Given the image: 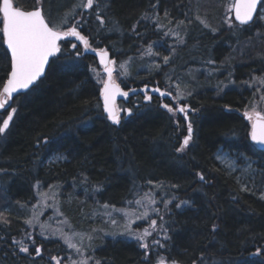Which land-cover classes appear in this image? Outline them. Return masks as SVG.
<instances>
[{
  "label": "trees",
  "instance_id": "16d2710c",
  "mask_svg": "<svg viewBox=\"0 0 264 264\" xmlns=\"http://www.w3.org/2000/svg\"><path fill=\"white\" fill-rule=\"evenodd\" d=\"M82 2L86 0H41L40 5L52 23L67 15L62 30L79 20L78 30L91 48L108 50L115 64L129 61L127 75H121V69L116 73L128 92L118 101L121 123L114 125L103 112V74L95 56L79 41L61 40V51L36 85L9 101L17 112L0 137V169L6 170L0 173V213L9 221L0 223V264H55L52 256L68 262L69 251L61 240L41 236L37 227L25 223L27 208L36 200L35 185L58 186L67 224L91 231L104 224L95 212L100 204L122 207L135 186L147 190L151 184L160 185L156 198L172 200L167 210L157 204L170 238L165 240L161 231L148 238L149 243L159 239L165 247L153 246L146 261L135 239L100 233L86 248L87 257L100 264H156L158 256L165 257L166 264H264V254L253 255L257 248L264 252V199L241 192L235 175L215 157L220 148L244 155L261 170L256 180L262 182L264 151L251 142L250 122L243 115L255 99L253 77L264 76L262 21L246 26L234 22L227 10L232 0H99V8L93 9L78 7ZM15 3L25 10L38 6L35 0ZM97 12L103 25L96 20ZM145 13L148 19L141 18ZM197 16L218 31L205 28ZM174 33L185 42L178 43ZM149 44L160 55H142ZM172 48L175 53L165 65L163 57ZM9 70L10 57L0 41V88ZM189 77L195 81L184 85ZM177 84L182 90L190 88L180 91L185 98L179 103L195 109L188 114L193 135L183 152L176 149L187 135V121L160 106L175 102L149 92L152 100L147 101L141 91L152 85L177 94L172 91ZM124 109H131L132 115ZM8 111L7 105L0 110L3 118ZM56 154L65 160L52 162ZM197 173H203L205 181ZM180 201L187 203L176 208ZM150 219L162 223L156 214ZM141 223L148 226V221ZM26 233L42 247L41 256H35ZM13 238L23 240L31 254L20 252Z\"/></svg>",
  "mask_w": 264,
  "mask_h": 264
},
{
  "label": "snow or ice",
  "instance_id": "6c2138e0",
  "mask_svg": "<svg viewBox=\"0 0 264 264\" xmlns=\"http://www.w3.org/2000/svg\"><path fill=\"white\" fill-rule=\"evenodd\" d=\"M35 4L40 5L41 0H35ZM77 6L85 9H93L94 6L99 8L100 4L99 0H86V2H82ZM258 6L261 9L260 11H258ZM151 7L155 8L156 5H151ZM227 10L230 13H234L235 21H237L241 26L256 24L258 21H264V0H232V3L228 6ZM82 15L83 14H81V16ZM167 16L168 13L165 12V17ZM141 18L148 19L149 17L148 14L145 13ZM197 19L200 20V23L203 24L205 28H209L212 32L218 31V29L211 28V26L205 20L200 19L199 16H197ZM96 20H98L101 25L104 24V18L99 14V12L96 13ZM189 23H191V21H189ZM65 24H68L67 15H65V17L58 23H52L50 19L45 17L42 8L39 6L34 7L32 10H25L18 6L15 3V0H0V25H2L0 26V41L6 45V51L10 54V70L7 73V79L3 82L2 88H0V110L5 109L7 105L10 108V111L7 112L6 118H3L2 114H0V120H2V122H0V137H3L7 130H9L10 123L13 121L14 114L17 112V108L12 107L9 103V101L13 99V94L19 93L23 90H28L32 86L36 85V82L44 75L45 67L49 63V58L55 56L61 51L59 42L67 37H75L76 40L83 44L85 51L91 49V51L96 52L97 55H99L100 61L104 65V70L108 75V79L106 81H102L103 88L101 89V96L103 97V109L104 112L107 113V119L114 125H119L121 123V117L119 114L121 110L116 106V96L119 94L123 97H127L128 92L122 91L119 84L115 83L113 80V68L110 65H113L116 62L114 60H108V52L106 49L97 50L91 48L88 38L83 35L80 30H78V26L80 25L79 20L69 25L67 29L62 30ZM178 24L183 25L184 21H179ZM156 26L158 28L163 27L159 23H157ZM229 27H233L231 21H229ZM133 29H135V25L133 26ZM168 34L169 33L167 32L164 33V35ZM174 35H176L178 43L183 44L185 42L178 33H174ZM71 47L75 49L77 48V45L73 43ZM174 53L175 48H172L170 55L163 57V63L165 65L170 62L171 55ZM79 54L80 53L77 52V55ZM142 55L157 56L160 54L158 52H154L153 45L149 44L146 52L142 53ZM128 63L129 61H125L119 65V67L124 70L121 75L128 74L126 67ZM208 63L211 64L214 63V61L209 60ZM156 67L159 69L160 65H156ZM170 79L171 78L169 77V80ZM253 82L264 86V77H253ZM147 88L148 86L145 85V88L141 89V91H145V100L151 101L152 96L147 93ZM176 88L177 94L175 96H173L171 91L161 90L159 87H154L151 91L153 93H158L161 98L171 97L172 100L177 101L175 105L162 102L160 106L166 109L173 117H176L177 114H181L183 119L187 121V135L184 137L180 146L176 149L177 152H183L189 146V142L191 141L193 135V125L189 120L188 114L189 111H195V109H190L188 105H180L178 103L185 97L180 92L179 84L176 85ZM131 91L135 92L136 90L132 89ZM257 91H260V89H257ZM188 95H191V93L189 92ZM260 99L264 100V95H262ZM124 112L128 116L132 115L131 109H124ZM244 116L251 124L250 139L253 142V145L259 146L261 151H264V115L254 109L252 113L245 111ZM43 143L47 145L48 140L45 138ZM56 158L63 159L64 157L57 156ZM217 159L222 158L218 156ZM228 167L231 171H235L236 163L233 162L229 164ZM244 171H251V163L246 165ZM5 172V169H0V173ZM197 176L200 181H205L203 173H197ZM148 183L151 184L152 181H148ZM237 183H240L239 178H237ZM159 186L160 185H157V187ZM172 187L178 186L172 185ZM240 191L251 192L252 190L247 187V185H244L240 188ZM38 195L43 199L48 194L40 192ZM173 199H175V197H173ZM261 199H264V193H261ZM145 201L147 202L146 204L144 203ZM17 203H19V201ZM128 203H135L138 206L144 207L145 211L137 214L124 208L118 209L115 205H109L107 203L103 204L101 207L106 210L104 214L108 216H111V211H107L109 209L124 214L127 218V222L124 225V231L121 232L120 235L128 234L136 239L139 242L140 248L144 249V259L147 261L149 259V252L153 246H159L160 248L165 247L159 239L153 238L151 243L148 242V238L152 237L153 232L161 231L163 232L165 240L170 238L167 235V229L164 228L163 225L164 217L160 214L161 210L159 208H152L151 211L156 213L162 223L158 225L156 219H150L147 208L156 204L157 200L154 198V195H151L148 192H146L139 199H136L135 201H128ZM163 203L165 209L167 210L168 205L172 203V200H164ZM186 203L187 201H180L175 204V207L180 208ZM25 206L26 205H21V207ZM57 212L62 215V213H59L58 209ZM38 216L39 214L34 213L32 218L25 220V223L29 226H33V220L38 221ZM139 220L148 221V227L137 232L132 229V224ZM0 223L5 225L9 223L8 219L2 213H0ZM111 223L116 224V220L112 219ZM40 227V235L44 236L45 231L49 226L47 224H41ZM216 228L217 225L213 224L212 230L215 231ZM58 231L60 238L63 240L67 248L73 249L78 253L82 251V247L78 246V243H74L73 238L78 237L81 243L85 237L89 241L92 239L90 234L72 233L69 235L62 229ZM56 235L57 231H53L52 236ZM26 236L27 239L31 240L32 245H34L33 252L35 256H41L42 247L36 246V241L33 239L31 233H26ZM13 243L19 246L20 252L31 254L29 252V246L26 245L23 240H16L13 238ZM262 254H264V252H262L260 248H257L256 252L253 253V255L256 256H260ZM50 259L55 261V264H61L63 258L52 256ZM69 259L71 258L69 257ZM201 259H203V257H201ZM89 260H94V264H100V261L95 260L92 256L80 261H72V264H88ZM156 264H166L165 257L158 256ZM171 264H177V262L173 260L171 261ZM193 264H195V261Z\"/></svg>",
  "mask_w": 264,
  "mask_h": 264
},
{
  "label": "rangeland",
  "instance_id": "374dc122",
  "mask_svg": "<svg viewBox=\"0 0 264 264\" xmlns=\"http://www.w3.org/2000/svg\"><path fill=\"white\" fill-rule=\"evenodd\" d=\"M260 10L261 9H259V11ZM262 23L264 25V21H262ZM120 64H113L112 65V67L114 69L112 77H113V80L117 83L119 82V77H121L120 75L116 74L119 71V69H121L119 67ZM128 66H129V63L127 64L126 67H128ZM120 71L122 73L124 70L121 69ZM95 76H96V74H95ZM259 77H264V76H259ZM102 81H104V76L102 77V80H100V82L103 83ZM194 81H195L194 77H189L188 79L187 78L183 79L184 85L186 83L187 84L193 83ZM252 86L254 87V89L256 91V92H254L255 99H253L251 106L246 111H249L252 113L253 110L255 109V111H258V112H261L262 114H264V100L260 99V97L262 95H264V86H261L259 83H256V82H253ZM189 89L190 88H188V87L183 88V90H189ZM257 89H260V91H257ZM175 90L177 91L176 85H174V87H172V91H175ZM183 90L180 87V91H183ZM175 94L176 93H174L173 96ZM174 102H175V104L177 103V101H174ZM57 156L64 157V155H62V154H56V155L52 156L50 158V160L52 162H58V161L65 160V157L63 159H57L56 158ZM218 156H220L222 159H217ZM215 157L221 165H223L230 173H233L235 175L236 180H237V178H239L241 187L244 185H247V187H249L252 190L251 192L257 194V196L261 198V193H264V170H263V174H262V182L258 183V181L256 180V176L259 175L258 173H260L261 170L255 165L254 161L250 160L249 158L245 157L242 154L231 153V152H228V151L221 149V148L216 151ZM233 162L236 163V170L235 171H231L228 167V165L233 163ZM248 163H251V171L245 172L244 168L246 167V165ZM150 187L151 188H149L147 190L146 189L143 190L142 188L140 189L138 186H135L132 189L131 199L128 201H135L136 199H139L141 196H143L146 192H148L151 195H154V198L157 200V203L154 205H151L147 208V210L149 211L150 217H152L156 213L152 212L151 209L152 208H158L157 204L162 205L164 203H163V199L161 200V198H163V196H161L160 198L155 197V192H156L155 189H156L157 185L151 184ZM35 189H36V200L31 206H29L27 208V211H28V218L27 219L32 218L34 213L39 214L38 221L33 220V226H30V227H37L39 233L41 232L40 225L41 224H47L49 227L45 231V235H49L51 237L57 238L63 242V240L60 238L59 231H58L60 229H62L65 233H68L69 235H71L72 233L90 234L92 236V239L96 238L100 233H103V235H106V236L113 237V236L120 235V233L124 231V225L127 222V218L124 216V214L121 212H117V211H113V210L109 209L107 211H111V216L105 215L104 213L106 210L101 207L103 204L99 205L98 211L95 210V212L98 213L97 215H99L103 218L104 224L100 228H98L97 230L94 229L91 231L76 230V229L72 228L69 224H67V222H68L67 218L64 217L63 214L61 215V214H58V212H57V209H58L59 213H61V209L59 206V200H58V197H59L58 186H51V187L42 188L40 186L35 185ZM40 192L47 193L48 195L42 199L41 196L38 195V193H40ZM128 201H126L122 207H116V208H118V209L124 208V209H127L129 211L135 212L137 214L145 211L144 207L138 206L135 203L129 204ZM144 203L146 204L147 202L145 201ZM40 213H42V214H40ZM112 219L116 220V224L111 223ZM143 221H145V220H139V221H136L135 223H133L132 229L139 232V231H142L144 228L148 227V226H145L144 224L141 223ZM107 227L109 228L110 233H108V230H105ZM53 231H57L56 236H52ZM120 236H123V237L128 238V239H134L132 236H130L128 234L120 235ZM92 239L89 241L85 237V239L81 243L79 241L78 237H74L73 242L78 243V246L82 247V251L78 253L75 250L68 248V251H69L68 262H66L64 264H72V261H80L82 259H86L87 258L86 248H88V246L90 245L89 243H92ZM69 257L71 259H69ZM61 264H62V262H61Z\"/></svg>",
  "mask_w": 264,
  "mask_h": 264
},
{
  "label": "water",
  "instance_id": "95a60500",
  "mask_svg": "<svg viewBox=\"0 0 264 264\" xmlns=\"http://www.w3.org/2000/svg\"><path fill=\"white\" fill-rule=\"evenodd\" d=\"M39 7H41V5H38ZM258 9H259V6H258ZM29 10H32V9H29ZM231 16H232V19L235 21V17H234V13H231ZM237 24H239L237 21H235ZM243 26H246V25H243ZM71 38H73L74 40H76V38L75 37H71ZM5 45V44H4ZM5 47H6V45H5ZM97 50H99V49H97ZM88 52H90V53H92L94 56H95V58H96V60H97V62H98V64L100 65V66H102V72L105 74V79H104V81H106L107 79H108V75H107V73L105 72V70H104V65L101 63V61H100V57H99V55H97V53L96 52H93V51H91V49H89L88 50ZM107 52H108V60H112V58L110 57V53H109V51L107 50ZM9 54V53H8ZM9 57H10V54H9ZM54 57V56H53ZM53 57H50L49 58V63H50V61H51V59L53 58ZM49 63H48V65H49ZM48 65H46V67H45V71H46V69H47V67H48ZM111 66V65H110ZM112 67V66H111ZM113 68V67H112ZM44 74H45V72H44ZM7 79V78H6ZM116 83V82H115ZM154 87H157V86H151V85H149L148 86V88H147V92H151V93H153L152 91H151V89L152 88H154ZM103 88V84H102V86H101V89ZM145 87H143V89H144ZM120 89L123 91V89L120 87ZM23 91H25V90H23ZM23 91H21V92H23ZM20 93V92H19ZM15 94H17V93H14L13 94V96L15 95ZM123 96H121V95H117L116 96V102L119 100V99H121ZM101 104H102V108H103V97L101 96ZM104 110V109H103ZM106 113V112H105ZM107 114V113H106ZM243 115H244V112H243ZM263 115V114H262ZM250 126H251V124H250ZM250 132H251V128H250ZM251 140V139H250ZM259 147V146H258Z\"/></svg>",
  "mask_w": 264,
  "mask_h": 264
},
{
  "label": "flooded vegetation",
  "instance_id": "af4514ba",
  "mask_svg": "<svg viewBox=\"0 0 264 264\" xmlns=\"http://www.w3.org/2000/svg\"><path fill=\"white\" fill-rule=\"evenodd\" d=\"M99 70H100V72L103 74V72H102V68H101V66L99 67ZM103 76H104V79H105V75L103 74ZM119 83V82H118ZM103 83H101V85H102ZM101 85H100V87H101ZM121 85V84H120ZM121 87L123 88V90H124V92H125V89H124V87L121 85ZM118 103V102H117Z\"/></svg>",
  "mask_w": 264,
  "mask_h": 264
}]
</instances>
